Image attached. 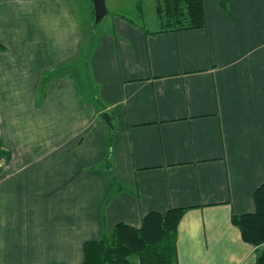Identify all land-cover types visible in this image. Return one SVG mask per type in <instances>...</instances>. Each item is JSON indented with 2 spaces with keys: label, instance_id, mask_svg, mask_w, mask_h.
<instances>
[{
  "label": "crops",
  "instance_id": "0c3cea01",
  "mask_svg": "<svg viewBox=\"0 0 264 264\" xmlns=\"http://www.w3.org/2000/svg\"><path fill=\"white\" fill-rule=\"evenodd\" d=\"M202 9L157 32L108 7L97 29L90 0H0V264H81L174 207L177 264H255L231 218L264 184V0Z\"/></svg>",
  "mask_w": 264,
  "mask_h": 264
},
{
  "label": "trees",
  "instance_id": "16d2710c",
  "mask_svg": "<svg viewBox=\"0 0 264 264\" xmlns=\"http://www.w3.org/2000/svg\"><path fill=\"white\" fill-rule=\"evenodd\" d=\"M155 12L157 32L204 25L202 0H155ZM253 202V212L232 215L231 220L242 239L257 248L255 264H264V184L255 189ZM185 210L151 211L139 227L115 224L100 239L83 242L81 264H177V227Z\"/></svg>",
  "mask_w": 264,
  "mask_h": 264
},
{
  "label": "rangeland",
  "instance_id": "374dc122",
  "mask_svg": "<svg viewBox=\"0 0 264 264\" xmlns=\"http://www.w3.org/2000/svg\"><path fill=\"white\" fill-rule=\"evenodd\" d=\"M105 4L109 9L113 8L115 13L131 18L147 29L155 30L159 25L155 12V0H105ZM102 25H104V22L101 20L97 23V29ZM87 43V38H85V46ZM89 46L90 45L84 47L83 45L81 48V55H83L84 59L86 58L85 55ZM84 61L85 60H81L80 56L76 63V67H83L82 63Z\"/></svg>",
  "mask_w": 264,
  "mask_h": 264
},
{
  "label": "water",
  "instance_id": "95a60500",
  "mask_svg": "<svg viewBox=\"0 0 264 264\" xmlns=\"http://www.w3.org/2000/svg\"><path fill=\"white\" fill-rule=\"evenodd\" d=\"M94 8V23H99L102 18L107 14V7L105 0H90ZM106 124L109 127H112L109 116L107 113L103 114Z\"/></svg>",
  "mask_w": 264,
  "mask_h": 264
},
{
  "label": "built area",
  "instance_id": "2783aa9c",
  "mask_svg": "<svg viewBox=\"0 0 264 264\" xmlns=\"http://www.w3.org/2000/svg\"><path fill=\"white\" fill-rule=\"evenodd\" d=\"M3 162H4V157L0 154V167L2 166Z\"/></svg>",
  "mask_w": 264,
  "mask_h": 264
}]
</instances>
